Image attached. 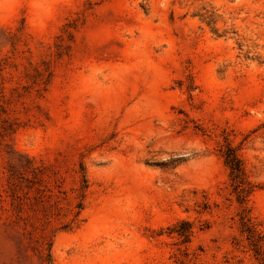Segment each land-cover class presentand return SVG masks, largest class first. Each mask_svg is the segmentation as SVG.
I'll return each instance as SVG.
<instances>
[{"label": "rangeland", "instance_id": "374dc122", "mask_svg": "<svg viewBox=\"0 0 264 264\" xmlns=\"http://www.w3.org/2000/svg\"><path fill=\"white\" fill-rule=\"evenodd\" d=\"M0 264H264V0H0Z\"/></svg>", "mask_w": 264, "mask_h": 264}, {"label": "trees", "instance_id": "16d2710c", "mask_svg": "<svg viewBox=\"0 0 264 264\" xmlns=\"http://www.w3.org/2000/svg\"><path fill=\"white\" fill-rule=\"evenodd\" d=\"M221 156L223 158L224 164L229 169L232 189L235 192L237 198L243 200V198H245L252 191L253 185L246 178L242 161L235 152L234 148L228 144L224 146ZM240 222L242 226H245L248 235L253 237L254 230L250 227V225H248V219L243 213L240 215ZM179 226H183V230H176L177 234L182 236L184 239H187L189 236V223L187 221H181Z\"/></svg>", "mask_w": 264, "mask_h": 264}]
</instances>
